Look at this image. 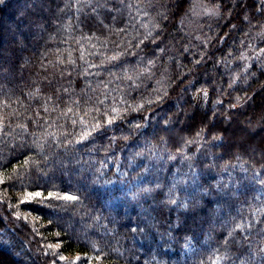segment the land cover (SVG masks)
<instances>
[{
	"label": "clouds",
	"instance_id": "1",
	"mask_svg": "<svg viewBox=\"0 0 264 264\" xmlns=\"http://www.w3.org/2000/svg\"><path fill=\"white\" fill-rule=\"evenodd\" d=\"M126 7L128 23L123 28L105 25L107 35L75 36L74 48L58 50L48 65L63 78L55 92L47 96L39 89L28 92L29 101L37 97L43 101L38 108L21 102L20 111L0 114V152L11 145L31 153L19 172L12 169L9 179L24 183V175L30 174L36 184H47L53 166L59 172L71 171L69 179L76 178L93 207L107 213L92 216L105 232L101 241H92L93 247L103 244L107 250L101 247L102 254L115 257L102 264H130V258L134 264L137 245L159 249L165 240L169 251L163 254L173 257L171 264H264V103L245 110L252 98L245 89L264 73V0L251 4L249 0H129ZM230 19L236 22L221 35ZM166 21L173 30L164 41ZM229 33L231 47L214 61V67L224 69L227 84L213 80L216 98L210 108L208 86L191 93L204 103L199 118L188 120L190 110L179 102L184 87L175 95L170 92L177 81L195 73L209 47L223 45ZM158 42L163 46L155 47ZM146 45L153 46L154 56L146 53ZM185 53L191 65L183 63ZM228 96L234 102L224 106ZM169 100L174 107L150 121V113ZM5 107L11 105L0 103V110ZM29 108L35 116L29 115ZM7 116H15L17 122L4 131ZM28 119L37 130L28 131ZM97 133L107 142L100 161L91 158ZM144 135L151 137L147 150L123 158L108 155L117 146L121 152L131 147L130 140L138 146L135 138ZM89 140L92 146L81 155L76 146ZM80 208L92 215L83 200L75 204L77 213ZM145 212L151 217L145 227L127 226L134 214L145 222ZM108 220L112 227L104 223ZM157 236L162 238L160 244ZM125 241L130 242L127 248ZM173 244L179 251L171 250ZM2 247L13 264H20L16 245L4 242Z\"/></svg>",
	"mask_w": 264,
	"mask_h": 264
},
{
	"label": "trees",
	"instance_id": "2",
	"mask_svg": "<svg viewBox=\"0 0 264 264\" xmlns=\"http://www.w3.org/2000/svg\"><path fill=\"white\" fill-rule=\"evenodd\" d=\"M129 0H125L124 4L119 3V0H92V3H87L86 0H81L80 4H76L75 0H4L0 4V103L11 105L0 110V114H6L12 109L20 111L22 109L21 102L24 106L34 105L39 107L42 100L39 97L29 101L28 92L40 90L41 95L47 96L55 92L58 86L57 81L62 80L58 74L52 72L48 67L49 61L55 59L59 54L58 50L66 48H74L72 39L75 36L87 34L89 36L107 35L108 27L123 28L128 23V9L126 5ZM252 3V0H249ZM67 4V6H66ZM119 10V11H117ZM236 22L230 19L224 23L221 28L223 35L232 23ZM170 22H165V27L169 29L163 34V40L170 39V32L173 28L169 27ZM174 27V25H173ZM243 28L241 27V33ZM232 33L225 40L223 45L217 47H209L208 55L200 64L196 65L197 71L185 75L177 81L170 94L175 95L181 86L184 87L185 95L181 98V108H187L188 120L195 121L200 116L201 105L203 101L195 99L191 93L197 92L202 86L209 87V99L207 107L212 106L213 100L216 98V88L213 86L215 78L222 79L226 86L227 77L224 76V69L220 66L214 67V61L217 57L226 54L227 48L231 47ZM238 42V41H237ZM216 43V42H214ZM163 46L161 43L155 47ZM145 51L149 56H154L155 51L153 46L146 45ZM182 51V50H181ZM67 57V53H64ZM211 57V59H209ZM199 59V54H197ZM135 57L130 58V62H134ZM120 63H123L121 61ZM183 63L191 65V57L185 53ZM109 66H106V68ZM256 65L253 64V69ZM105 69H102V71ZM112 70L118 71V68ZM72 79V77H68ZM100 79H104L103 76ZM175 79V77H174ZM192 80L191 85H187L188 80ZM82 80H77V86H81ZM264 84V73L259 74V79L253 78L251 81V89H245V92L251 95V100L245 105V110L251 107H258L264 103V87L259 85ZM153 85L150 82L148 87ZM222 90V89H221ZM245 92H241L244 95ZM136 95L135 93L133 94ZM55 98V97H54ZM231 96L224 98V106L233 103ZM174 107V102L169 100L156 112L150 113L149 120L157 118V113L169 111ZM232 111H241L234 109ZM29 115L35 116L36 113L29 108ZM39 115L44 116L41 109ZM180 118H185V113L182 111ZM143 119V117H140ZM15 116H7L4 119V131H8L9 123H16ZM28 131L37 130L32 119L27 120ZM19 131V129H17ZM96 150L92 155V159L100 161L104 159L105 152L103 147L106 146V138H101L99 133L95 134ZM25 138L28 136L25 134ZM139 139L138 146L134 145V141L127 142L131 147L120 151L119 146L109 156L113 155H128L130 152L138 150H147L150 147L151 137L148 135L137 136ZM18 143V142H17ZM92 146V141H85L77 145L81 155ZM31 153L17 151L14 146L5 147L4 151L0 152V262L2 264H13L11 255L3 250V243L8 242L16 245L15 251L20 253V264H102L105 260L115 258L114 254L105 257L101 252V247L106 251V246L98 244L93 247L92 241H101L105 235L104 229L99 224L94 223L92 216L98 212L107 215L101 208H94V201L87 198V194L81 192L77 185V179H69L72 172H59L55 166L48 173V183L36 184L32 175L25 174L23 177L24 183L20 179H9L12 175V169L20 171L19 166L28 158ZM68 167L71 169L72 164ZM112 165L109 164V169ZM79 174H77L78 177ZM264 175V170L261 171ZM7 178L4 180V178ZM47 192L55 191L63 194H73L79 197L78 200H83L84 203L91 209L92 215H89L85 208H80L77 213L75 209L76 202H64L62 200H44L36 198L25 200L24 197L28 192ZM23 192L21 197L18 193ZM264 199V196L261 197ZM15 205V207H10ZM65 205V207H58ZM147 207V206H145ZM20 214L18 218L17 214ZM145 222H141V218L133 215L128 221V227H145L147 220L151 217L148 212L144 213ZM36 217L35 219L33 217ZM23 217H27L24 219ZM108 227H112L110 220L104 221ZM73 224L74 227H70ZM120 232L124 229L119 224L116 225ZM167 225L164 226L166 228ZM164 228L158 229L164 231ZM151 238V235L150 237ZM222 238V237H221ZM143 239V237L141 238ZM161 237H155L156 243H161ZM113 241L110 239L109 243ZM56 243V246H52ZM125 248L129 247L130 242L125 241ZM58 245V247H57ZM138 251L135 255L138 257L134 264H160L167 261L171 264L173 257L164 255L169 251L168 243L165 240L163 246L159 249L156 247L145 246L143 248L137 245ZM173 251H179L178 247L173 244ZM146 253V254H145ZM64 257L65 259H61ZM79 257V260L76 258ZM60 258V260H59ZM130 264H133L130 258Z\"/></svg>",
	"mask_w": 264,
	"mask_h": 264
},
{
	"label": "snow or ice",
	"instance_id": "3",
	"mask_svg": "<svg viewBox=\"0 0 264 264\" xmlns=\"http://www.w3.org/2000/svg\"><path fill=\"white\" fill-rule=\"evenodd\" d=\"M7 178L5 177L4 180H6ZM0 182H3V180H0ZM36 198H41L44 200H50V199H55V200H62L64 202H76L79 197L77 195H73V194H63L61 195L59 192H55V191H50L47 192V194H45L44 192H40V191H36V192H28L24 199L25 200H32V199H36ZM18 218H20V214H17ZM24 219H27V217H23ZM51 247V246H50ZM58 247V245H57ZM61 259H65L64 257H61ZM77 260H79V257L76 258ZM71 264V262H70Z\"/></svg>",
	"mask_w": 264,
	"mask_h": 264
},
{
	"label": "rangeland",
	"instance_id": "4",
	"mask_svg": "<svg viewBox=\"0 0 264 264\" xmlns=\"http://www.w3.org/2000/svg\"><path fill=\"white\" fill-rule=\"evenodd\" d=\"M33 218L35 219L36 217L34 216ZM70 227H74V225L71 224ZM52 246H53V247L56 246V243H54L53 245H51V247H52ZM59 260H60V258H59ZM0 264H2V263L0 262ZM5 264H8V263H5ZM84 264H85V263H84Z\"/></svg>",
	"mask_w": 264,
	"mask_h": 264
}]
</instances>
